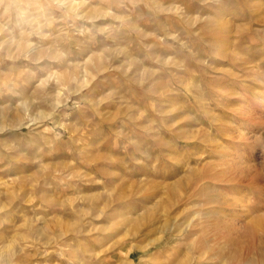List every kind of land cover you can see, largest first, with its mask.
<instances>
[{"label":"rangeland","instance_id":"obj_1","mask_svg":"<svg viewBox=\"0 0 264 264\" xmlns=\"http://www.w3.org/2000/svg\"><path fill=\"white\" fill-rule=\"evenodd\" d=\"M114 2L125 5L127 26L97 21L111 35L89 48L124 49L113 68L136 63L127 76L106 74L110 101L98 104L99 90L65 93L56 107L61 86L52 82L29 111L51 116L15 129L23 114L3 74L28 67L39 78L59 65L8 60L0 49V129L9 126L0 132V260L17 234L27 238L16 248L20 264H264V176L249 171L264 155L238 137L242 113H264V0ZM173 4L182 17L179 6L173 15L146 7ZM24 28L13 18L0 43L20 40ZM35 83L17 91L31 96ZM173 104L196 120L157 115ZM140 111L134 124L129 116ZM164 142L172 147H158ZM213 187L224 201H210Z\"/></svg>","mask_w":264,"mask_h":264},{"label":"clouds","instance_id":"obj_2","mask_svg":"<svg viewBox=\"0 0 264 264\" xmlns=\"http://www.w3.org/2000/svg\"><path fill=\"white\" fill-rule=\"evenodd\" d=\"M136 6L133 4V7ZM177 6L183 9L182 17L185 9L181 4H173L168 7L146 5V7H154L160 13L170 15H173V9ZM124 8L123 3H117L114 0H98V2L97 0H0V19L3 20L0 31L10 32L9 23L13 18L18 24L25 26L21 31L20 40L12 39L9 42L8 39H5L0 43V49L4 51L5 58L14 61L23 57L25 60H31L33 64H39L47 58L59 65L57 68L39 69L44 73L39 78L37 71L28 67L19 70L10 69L3 74L4 91L13 97H18L15 110L23 114L21 121L11 127L19 129L25 119L35 123L38 119H47L51 116V113L39 112L37 117L31 118L29 111L33 105L38 104L44 98V90L52 82L61 86L60 91L56 94V107L60 106L59 97L65 93L67 95L64 96V99L67 100L70 95L99 90L102 94L97 98L98 104L112 100L116 95V90L107 88L106 74L111 71L119 72L123 69V74L127 76L136 61L128 62L127 67L121 65L113 68L111 64L113 55H120L125 50H114L108 47L92 50L89 48V44L97 43L98 37L107 38L111 35L112 26L104 24L97 27V21L111 19L120 22L121 26H127V22L131 18L130 15L121 14L118 11ZM78 22H86L91 26H85L83 23L78 24ZM45 29L50 31H45ZM32 36L38 37L41 41H51V43L47 46L34 44L30 40ZM76 37H88V40H76ZM73 41L75 42L73 43ZM169 63L170 61L164 62L165 65ZM85 68L89 71L85 72ZM146 71L145 69L144 72ZM141 75L143 76V73ZM33 80L36 83L31 96H24L17 91ZM140 82L143 83V80ZM196 104L203 106V102L198 99ZM186 107L183 104H173L166 112L157 115L160 117L177 116V122L180 120L195 121L196 115L187 112ZM145 115L144 111H140L135 118L129 116V119L135 124ZM242 118L246 122V126L238 128L239 139L252 151H258L264 155V113L247 111L242 113ZM156 122V119H152L149 127ZM8 128L9 126L6 125L0 129V132L7 131ZM120 135L126 134L121 133ZM200 135L203 139H208L210 129L201 128ZM158 147L171 148L172 144L164 142ZM249 171L264 176V164L259 169H249ZM26 239L25 236L14 234L4 247V258L0 260V264H20L16 259L19 255L16 248L19 247L22 253L24 247L27 246L23 243Z\"/></svg>","mask_w":264,"mask_h":264},{"label":"bare ground","instance_id":"obj_3","mask_svg":"<svg viewBox=\"0 0 264 264\" xmlns=\"http://www.w3.org/2000/svg\"><path fill=\"white\" fill-rule=\"evenodd\" d=\"M219 174H221V173H219ZM222 174H223V172H222ZM223 175H224V174H223ZM223 175H222V178H224ZM255 175H256V174H255ZM256 176H258V175H256ZM220 177H221V176H220ZM218 178H219V176H218ZM225 178H226V176H225ZM225 178H224V179H225ZM253 178H254V177H253ZM258 178H259V176H258ZM226 180H227V179H226ZM233 180H234V178H231V181H233ZM256 180H257V179H256ZM222 181H223V180H222ZM231 181H229V182H231ZM254 181H255V180H254ZM250 183H251V182H250ZM209 192H210V191H209ZM211 193H212V196H211V197L213 198V200H210V201H215V202H217V203H220L221 201H224V200H223V197L220 196V194H218V189H216V188H214V187L211 188ZM217 219H218V218H217ZM225 219H226V218H225ZM231 219H232V218H231ZM221 220H222V219H221ZM219 221H220V220H219ZM260 221H261V219H260ZM216 222H217V221H216ZM225 222H226V220H225ZM231 222H232V221L230 220V223H231ZM233 222H234V221H233ZM257 222H258V221H257ZM222 223H224V222H222ZM228 223H229V220H228ZM235 223H236V222H235ZM235 223H233V226L235 225ZM262 224H263V223H262ZM230 225H231V224H230ZM260 225H261V224H260ZM201 226H202V225H201ZM224 226H225V225H224ZM224 226H223V227H224ZM207 227H208V226H207ZM221 227H222V226H221ZM223 227H222V228H223ZM227 227H228V226H227ZM227 227H226V228H227ZM222 228H221V229H222ZM230 228H231V226H230ZM215 229H216V228H215ZM219 229H220V228H219ZM232 229H233V227H232ZM182 230H183V229H182ZM203 230H204V229H203ZM223 230H224V229H223ZM223 230H222V231H223ZM233 230H234V229H233ZM235 230H236V229H235ZM198 231H199V230H198ZM207 231H208V229H207ZM228 232H229V231H228ZM235 232H236V231H235ZM217 233H219V232H217ZM221 234H222V233H221ZM206 239H207V238H206ZM206 239H205V240H206ZM207 240H208V239H207ZM262 240H263V239H262ZM262 240H261V241H262ZM207 244H208V247H207V248H210V245H211V244L209 245V241H207ZM211 247H212V246H211ZM246 250H247V249H246ZM210 251H212V249H210ZM210 251L208 250V252H210ZM247 252H248V251H247ZM244 253H245V252H244ZM203 254H204V252H203ZM215 255H216V254H215ZM215 255H214V256H215ZM237 259H238V258H237ZM237 259H236V260H237ZM237 261H238V260H237ZM225 263H226V262H224V264H225ZM236 263H237V262H236ZM248 264H252V263H248Z\"/></svg>","mask_w":264,"mask_h":264}]
</instances>
